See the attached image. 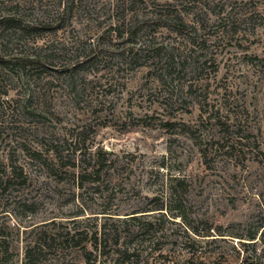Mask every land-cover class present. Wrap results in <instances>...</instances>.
I'll return each mask as SVG.
<instances>
[{
	"label": "rangeland",
	"instance_id": "374dc122",
	"mask_svg": "<svg viewBox=\"0 0 264 264\" xmlns=\"http://www.w3.org/2000/svg\"><path fill=\"white\" fill-rule=\"evenodd\" d=\"M257 150L264 0H0V264H264Z\"/></svg>",
	"mask_w": 264,
	"mask_h": 264
},
{
	"label": "trees",
	"instance_id": "16d2710c",
	"mask_svg": "<svg viewBox=\"0 0 264 264\" xmlns=\"http://www.w3.org/2000/svg\"><path fill=\"white\" fill-rule=\"evenodd\" d=\"M257 154H259L260 156H262V158H264L263 152L257 150ZM13 173H15L17 177L20 176L19 174L16 173V171H13ZM12 178H14V175ZM132 220L138 221L139 219L137 217H132ZM146 225L149 226L151 224L148 223V224H145L144 226L146 227ZM259 228L262 230V233H264V222L261 223ZM40 240L41 241L36 243L34 246L27 248L25 252V264H38L37 259L41 256V254L45 250H51L54 248V242L56 241V238L53 235L47 236L44 234V236L41 237ZM97 240L98 239H96V241ZM116 244H118V240H116ZM77 246H80V244H78Z\"/></svg>",
	"mask_w": 264,
	"mask_h": 264
},
{
	"label": "built area",
	"instance_id": "2783aa9c",
	"mask_svg": "<svg viewBox=\"0 0 264 264\" xmlns=\"http://www.w3.org/2000/svg\"><path fill=\"white\" fill-rule=\"evenodd\" d=\"M169 264H174V263H169Z\"/></svg>",
	"mask_w": 264,
	"mask_h": 264
}]
</instances>
